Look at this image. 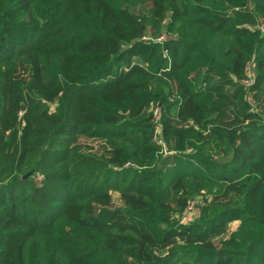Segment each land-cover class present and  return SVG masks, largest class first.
I'll list each match as a JSON object with an SVG mask.
<instances>
[{"label":"trees","instance_id":"16d2710c","mask_svg":"<svg viewBox=\"0 0 264 264\" xmlns=\"http://www.w3.org/2000/svg\"><path fill=\"white\" fill-rule=\"evenodd\" d=\"M0 264H264V0H0Z\"/></svg>","mask_w":264,"mask_h":264},{"label":"rangeland","instance_id":"374dc122","mask_svg":"<svg viewBox=\"0 0 264 264\" xmlns=\"http://www.w3.org/2000/svg\"><path fill=\"white\" fill-rule=\"evenodd\" d=\"M118 194H115V197L118 198ZM192 209V207H191ZM190 209V211H187L184 215V222L190 221L192 219V217L194 216V212ZM237 227V223L235 222L234 224L231 225L230 227V231L235 230V228Z\"/></svg>","mask_w":264,"mask_h":264}]
</instances>
